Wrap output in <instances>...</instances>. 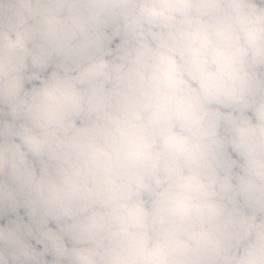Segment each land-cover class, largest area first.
Wrapping results in <instances>:
<instances>
[{"label":"clouds","instance_id":"clouds-1","mask_svg":"<svg viewBox=\"0 0 264 264\" xmlns=\"http://www.w3.org/2000/svg\"><path fill=\"white\" fill-rule=\"evenodd\" d=\"M0 264H264V0H0Z\"/></svg>","mask_w":264,"mask_h":264}]
</instances>
